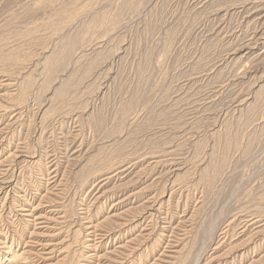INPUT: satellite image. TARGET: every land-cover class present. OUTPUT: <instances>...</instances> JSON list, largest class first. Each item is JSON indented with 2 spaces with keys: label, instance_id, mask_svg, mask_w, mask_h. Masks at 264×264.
<instances>
[{
  "label": "rangeland",
  "instance_id": "obj_1",
  "mask_svg": "<svg viewBox=\"0 0 264 264\" xmlns=\"http://www.w3.org/2000/svg\"><path fill=\"white\" fill-rule=\"evenodd\" d=\"M263 33L264 0H0V264H264Z\"/></svg>",
  "mask_w": 264,
  "mask_h": 264
},
{
  "label": "bare ground",
  "instance_id": "obj_2",
  "mask_svg": "<svg viewBox=\"0 0 264 264\" xmlns=\"http://www.w3.org/2000/svg\"><path fill=\"white\" fill-rule=\"evenodd\" d=\"M255 33H256V32H255ZM256 34H257V33H256ZM256 34H255V35H256ZM259 34H260V33H259ZM263 34H264V33H263ZM258 44H259V43H258ZM137 216H138V215H137ZM143 216H144V215H143Z\"/></svg>",
  "mask_w": 264,
  "mask_h": 264
}]
</instances>
